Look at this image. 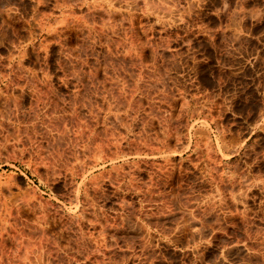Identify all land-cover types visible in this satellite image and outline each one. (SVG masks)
<instances>
[{
	"label": "rangeland",
	"instance_id": "1",
	"mask_svg": "<svg viewBox=\"0 0 264 264\" xmlns=\"http://www.w3.org/2000/svg\"><path fill=\"white\" fill-rule=\"evenodd\" d=\"M0 264H264V0H0Z\"/></svg>",
	"mask_w": 264,
	"mask_h": 264
}]
</instances>
